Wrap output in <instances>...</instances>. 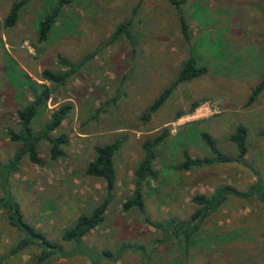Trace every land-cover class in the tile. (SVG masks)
<instances>
[{"label":"rangeland","instance_id":"374dc122","mask_svg":"<svg viewBox=\"0 0 264 264\" xmlns=\"http://www.w3.org/2000/svg\"><path fill=\"white\" fill-rule=\"evenodd\" d=\"M12 1L0 0V21ZM50 2L29 0L12 26L0 28V264H35L38 252L46 249L53 253L42 264H90L60 237L104 196L101 179L83 170L94 146L114 139L121 141L112 157L114 191L103 221L82 238L95 264H140L142 254L148 255V264H264V203L255 196H227L201 222L184 253L180 243L143 220H184L196 208L191 196L209 195L221 184L244 189L259 183L264 190V90L246 105L264 69V0H184L178 7L187 38L179 28L178 8L168 0H69L46 39L38 42L36 24ZM123 20L129 22L127 35L108 42ZM89 52L92 57L52 90L38 119H46L64 101L72 104L50 132L65 135L63 155L50 159L49 144L41 141V166L23 155L17 171L6 173L18 143L3 131L13 126L15 110L30 99L28 90L12 82L14 74L42 82V69H59L56 55L76 60ZM189 55L206 72L178 83L141 120ZM237 124L246 129L243 161L175 169L182 148L191 157L210 154L199 136L202 131L220 152L235 156L228 135ZM162 129L168 134L155 149V178L141 186L143 211L122 210L143 156L140 143ZM14 202L21 219L53 247L30 244L10 253L23 235L10 223L15 216L9 203Z\"/></svg>","mask_w":264,"mask_h":264},{"label":"trees","instance_id":"16d2710c","mask_svg":"<svg viewBox=\"0 0 264 264\" xmlns=\"http://www.w3.org/2000/svg\"><path fill=\"white\" fill-rule=\"evenodd\" d=\"M28 1L29 0H13L7 13L0 21V28L12 26L17 19L18 11ZM168 1L178 8L177 14L179 28L182 36L187 38V24L178 7V4L184 0ZM68 2L69 0H51L50 4L47 5L36 24L38 42H42L46 39V36L58 18L63 5ZM128 24L129 22L127 20L117 23L114 31L108 38V42L118 40L127 35L126 31ZM92 55L93 52H89L76 60H68L60 55H56L55 63L59 66V69H42L40 72V80H43L42 82L32 80L26 74L24 75V73H22V78L18 77L17 74H14L16 80L12 82L14 84L18 83L28 90L30 99L26 100L23 105L15 110L16 120L13 123V126L5 128L3 131V134L9 141L18 143V146L7 161V168H5L7 171L6 173L12 174L17 171L16 164L23 155H25L31 163L41 166L43 161L38 155V146L41 141L48 142L50 159H56L63 155L61 146L67 141L65 135L57 134L56 136H51L50 132L57 128L60 122L68 115L72 104L69 101H64L52 109L46 119H38L45 109L46 102L49 99L52 90L63 85L83 66L87 59L92 57ZM205 72L206 67L199 64L194 56L189 55L182 61L180 69L174 79L164 87L143 110L141 120H147L165 101L178 83L189 81ZM262 90H264V69L261 72L260 79L250 90L247 96L246 105L252 103ZM192 107H194V105ZM36 122H38V125ZM167 134L168 131L162 129L158 134L150 138H145L140 143L143 156L133 170V188L131 193L121 203L122 210H128L129 208L134 207L138 211H143L141 186L143 182L148 183L149 180L155 178V171L152 167L153 160L156 156L155 149ZM199 136L210 154L202 157H191L187 150L182 148L180 150V162L176 165L175 169L187 171L193 167H200L214 163L243 161V155L246 152V129L244 126L237 124L233 131L228 135V140L234 144L236 149V155L231 157L218 150L213 138L208 133L202 131L199 133ZM120 145V139H114L109 143L94 146L93 157L85 164L83 173L86 176L101 179L104 185V196L97 204L91 207L88 214H79L75 222L68 228L63 229L64 231L61 233V240L73 244V246L71 245V252L85 255L90 260V264H95V262L92 260V255H90L83 246L82 238L86 233L97 227L103 221L104 211L106 210L108 201L110 197H112L114 191V169L112 165V157L119 149ZM260 186L261 185L258 183L251 184L244 189H236L230 184H221L214 188L209 195L194 194L191 196L190 200L196 205V208L184 220L171 218L163 223L151 221L145 216H143V220L151 226L164 231L169 238L180 243L184 253L187 251L188 246L193 243L194 236L198 232L201 222L211 212L219 208L224 203L227 196H234L242 199H248L255 196L264 203V190H262ZM1 201L3 200L1 199L0 202ZM9 204L10 206L12 205L15 216V218L10 220V223L23 233L22 237L18 238L10 248L11 254L30 244L53 247V245L41 233L34 231L29 224L21 219L15 202ZM59 250L61 251L60 247ZM51 251L52 250L47 249L45 251L40 250L36 256L35 264H42L43 261L53 253V251ZM103 253L105 255L110 254L106 251H103ZM141 256L140 264H148V255L142 254Z\"/></svg>","mask_w":264,"mask_h":264}]
</instances>
